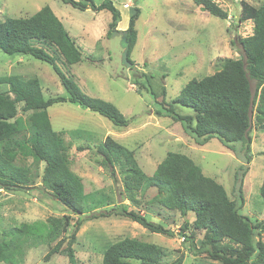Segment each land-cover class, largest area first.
<instances>
[{
  "label": "rangeland",
  "instance_id": "rangeland-1",
  "mask_svg": "<svg viewBox=\"0 0 264 264\" xmlns=\"http://www.w3.org/2000/svg\"><path fill=\"white\" fill-rule=\"evenodd\" d=\"M103 1L93 0L95 5ZM110 1L119 20L115 33L107 37L111 22V13L107 10H81L61 0H0V22L6 18L29 17L48 6L82 57L80 63L71 66L56 59L57 66L85 94L110 102L128 121L127 127L114 126L106 118L68 100L47 109L53 130L60 135L67 165L82 179L85 191L113 193L114 205L99 209L95 214L125 204L129 210L171 229L174 234L184 223L194 221L193 214L182 215L158 207L153 202L156 189L148 190L144 196L137 194L134 202L125 199L118 170L115 169L114 176L109 174L108 170L102 169L100 158L95 154V146L109 136L133 152L138 165L148 176L168 152L180 153L192 159L206 177L222 185L233 200L238 195L237 174L242 181L240 191L244 200L239 214L253 223L264 221V198L259 194L264 177V131L252 129L250 162L246 164L239 146L236 154L216 138L197 145L185 133L181 122L156 114L164 103L172 104L179 115L193 116L191 109L173 104L172 100L191 79L214 74L226 59L240 58V47L232 41L253 34L252 21H239L241 3L258 8L264 0H210L226 12L227 19L211 16L192 0ZM134 5L140 9V15L135 22L137 39L127 54L129 66L124 60L126 45L122 33L128 26ZM9 75L26 79L36 77L44 99L68 98L51 65L31 56L7 55L0 50V76ZM253 86L251 81L252 89ZM6 91L7 87L1 85L0 92ZM21 107L22 104L17 105V115L26 120L30 112L23 113ZM76 130L90 137L77 138L70 134ZM78 146L89 149L77 151ZM16 163L29 168L31 189H0V243L19 241L22 224L46 223L50 217L61 218L69 214L42 188L43 163H35L32 157L21 155L17 156ZM71 218L65 234L71 233L77 216L71 215ZM193 235L196 244L203 237L197 231ZM125 237L160 247L163 250L161 264H170L180 256L182 264H220L204 254L193 253L190 243L178 235L171 238L150 233L137 223L113 215L83 220L72 245L76 264H101L104 251ZM47 252V245H26L17 264H69L60 254L45 260ZM132 263L139 264L138 261ZM0 264L5 263L0 260Z\"/></svg>",
  "mask_w": 264,
  "mask_h": 264
},
{
  "label": "trees",
  "instance_id": "trees-1",
  "mask_svg": "<svg viewBox=\"0 0 264 264\" xmlns=\"http://www.w3.org/2000/svg\"><path fill=\"white\" fill-rule=\"evenodd\" d=\"M61 1L81 10L109 11L111 22L107 37L115 33L119 14L110 0L99 5H95L93 0ZM192 1L211 16L227 19L226 12L212 1ZM139 15L140 9L134 5L128 26L122 33L127 54L137 39L135 22ZM247 20L253 23V34L236 37L232 41L240 47V58L226 59L214 74L191 79L172 100L173 104L191 109L193 116L179 115L172 104L164 103L162 109L156 112L158 116L181 122L185 133L197 145L216 138L236 154L239 146L246 164L250 162L252 129L264 131V3L258 8L241 3L239 21ZM0 50L7 55H26L48 63L68 94L67 99H44L36 77L0 76V86L7 87L6 92H0V189H31L29 168L16 163L18 155L30 156L35 163H43L42 188L69 213L61 218L50 217L46 223L22 224L19 241L0 243V260L3 263L20 262L26 245H47L45 260L60 254L67 258L69 264H76L72 245L83 220L113 215L137 223L150 233L171 238L178 235L190 243L193 253L204 254L220 264H264V221L253 223L239 214L244 203L240 191L241 178L236 174L238 195L231 200L222 185L206 177L192 159L180 153L168 152L153 174L148 176L138 165L133 152L111 137L106 136L95 146L102 169L108 170L112 176L117 169L122 176L125 199L134 202L137 194L144 196L148 190L156 189L153 202L158 207L182 215H194V221L184 223L177 234L147 221L144 215L129 210L125 204L95 214V211L114 203L113 193L85 191L82 179L67 165L60 135L53 130L47 109L68 100L106 118L114 126L127 127L128 121L110 102L85 94L57 66L56 59L71 66L80 63L82 57L61 21L48 6L29 17L6 18L0 22ZM251 81L254 82L253 89ZM18 104H22L23 113L30 112L26 120L17 115ZM70 134L77 138L90 137L79 130ZM86 149L89 148L77 147V151ZM242 174H245L244 170ZM259 194L264 198V177ZM88 213L90 215L86 216ZM71 215L77 218L71 233L65 234L72 220ZM195 231L203 235L197 244L193 235ZM162 257L160 247L125 237L104 251L101 264H133L132 261L161 264ZM182 260L180 256L170 264H182Z\"/></svg>",
  "mask_w": 264,
  "mask_h": 264
},
{
  "label": "water",
  "instance_id": "water-1",
  "mask_svg": "<svg viewBox=\"0 0 264 264\" xmlns=\"http://www.w3.org/2000/svg\"><path fill=\"white\" fill-rule=\"evenodd\" d=\"M126 50H127V48H126ZM125 50V52H124V60H125V62L127 61V51ZM127 63V62H126ZM127 65H129L130 66V64L129 63H127Z\"/></svg>",
  "mask_w": 264,
  "mask_h": 264
}]
</instances>
